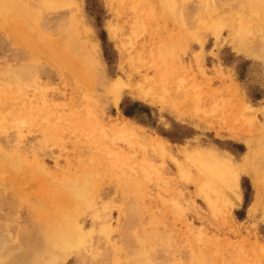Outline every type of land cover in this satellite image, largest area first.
<instances>
[{
    "label": "rangeland",
    "instance_id": "obj_1",
    "mask_svg": "<svg viewBox=\"0 0 264 264\" xmlns=\"http://www.w3.org/2000/svg\"><path fill=\"white\" fill-rule=\"evenodd\" d=\"M26 1L33 27L54 42L43 57L61 64L32 61L0 30V264H58L60 226L84 239L60 264H264V187L255 207L253 180L264 154L240 171L238 204L226 211L219 197L215 213L196 191L199 172L188 166L186 179L178 166L184 149L239 165L250 144L264 147V56L205 28L214 17H200L201 0H82L99 56L85 64L56 43L73 9ZM227 1L215 0L237 4ZM159 141L167 152L155 151ZM81 181L87 204L70 199Z\"/></svg>",
    "mask_w": 264,
    "mask_h": 264
},
{
    "label": "bare ground",
    "instance_id": "obj_2",
    "mask_svg": "<svg viewBox=\"0 0 264 264\" xmlns=\"http://www.w3.org/2000/svg\"><path fill=\"white\" fill-rule=\"evenodd\" d=\"M230 2L232 1L228 0L225 4L232 6ZM170 3H172L174 8L175 0H160L162 7L167 8ZM236 3L234 8L229 9L224 5H217L215 0H201L200 17L205 19L214 17L211 19L212 23L205 24L206 20L202 21V23L215 36H219L223 30L227 29L229 31L227 38L236 52L247 53L255 57L264 56V0H237ZM29 6L30 4L26 0H0V30L15 44L21 43L26 46L31 54L32 61L35 58L40 60V56L45 62L59 68L60 65L58 63L61 64V62L58 59L43 57L48 49L54 45V42L43 31L33 27L36 11H30ZM82 6V0H37V11H56L67 7L73 9L74 13L70 16L65 30L62 31L56 43L59 42L63 45V52H75L85 64H88V61L89 64L97 63L99 62L98 41L82 17ZM250 14L251 17L257 15L258 18L249 19L247 15L249 16ZM7 25L11 28L2 27ZM23 29H33V36H23L24 40L18 37L20 36V30ZM111 34L116 37L117 31L111 28ZM257 38L262 43V48L259 52L255 50L252 44ZM172 51L171 47H167L163 56L166 57ZM6 74H14V77L9 76L14 80L18 78L17 81H21L20 74L17 72L8 69ZM164 76L165 73L162 74V77ZM73 80L79 82V76L75 75ZM32 82L34 81L30 83ZM124 86L125 83L122 79H117L112 83L110 92L116 102L119 101ZM89 92L90 95H93L92 91L88 89L85 93ZM141 93L147 96L146 92ZM156 143V152L162 154L167 152L165 143L160 141ZM182 152L185 156L184 161L178 162L182 176L186 179L189 178L188 166H193L199 172V177L194 180L196 191L208 204L211 211L215 213L217 211L216 201L219 197H222L226 211L238 204L241 198L240 171L243 170L246 173H250V169L256 163L257 156L264 154V147L250 144L247 154L242 158L239 165L231 161L230 158L224 159L210 150L188 151L184 149ZM255 172L253 180L258 190V195L254 206L258 207L260 202H262L261 198H263L261 192L264 187V169L256 168ZM87 188V183L81 181L78 189L70 197L71 201L75 203L85 202L87 204L84 194ZM259 191L261 192L259 193ZM70 235L72 234L67 227H58V232L53 239L54 247L52 252H50L53 260H56L58 264L63 263L72 252L80 251V248L84 245L82 234L76 233L73 237H70ZM75 236L77 239H75ZM25 260L30 264H37L35 258L27 260L26 257Z\"/></svg>",
    "mask_w": 264,
    "mask_h": 264
}]
</instances>
